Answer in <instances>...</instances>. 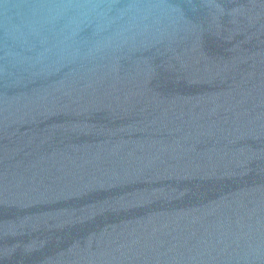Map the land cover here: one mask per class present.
<instances>
[{
	"label": "water",
	"instance_id": "obj_1",
	"mask_svg": "<svg viewBox=\"0 0 264 264\" xmlns=\"http://www.w3.org/2000/svg\"><path fill=\"white\" fill-rule=\"evenodd\" d=\"M0 264H264V0H0Z\"/></svg>",
	"mask_w": 264,
	"mask_h": 264
}]
</instances>
